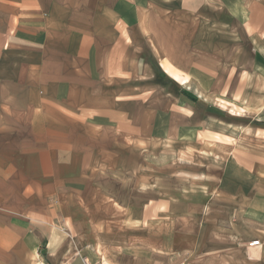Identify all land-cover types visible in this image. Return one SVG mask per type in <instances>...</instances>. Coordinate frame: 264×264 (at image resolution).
<instances>
[{"label": "crops", "instance_id": "crops-1", "mask_svg": "<svg viewBox=\"0 0 264 264\" xmlns=\"http://www.w3.org/2000/svg\"><path fill=\"white\" fill-rule=\"evenodd\" d=\"M66 255L264 264V0H0V264Z\"/></svg>", "mask_w": 264, "mask_h": 264}, {"label": "built area", "instance_id": "built-area-1", "mask_svg": "<svg viewBox=\"0 0 264 264\" xmlns=\"http://www.w3.org/2000/svg\"><path fill=\"white\" fill-rule=\"evenodd\" d=\"M258 243H259L258 240H253V241L249 242V245L250 246L257 245ZM81 262H82V264H108L107 262H105L102 259L92 261V260H89L87 258H82ZM177 264H186V261L183 259L182 261H179Z\"/></svg>", "mask_w": 264, "mask_h": 264}, {"label": "rangeland", "instance_id": "rangeland-1", "mask_svg": "<svg viewBox=\"0 0 264 264\" xmlns=\"http://www.w3.org/2000/svg\"><path fill=\"white\" fill-rule=\"evenodd\" d=\"M221 106V105H220ZM214 113L216 114V115H218V116H221V117H224V113L223 112H221V110H219V109H217L216 108V110L214 111ZM58 241V240H57ZM60 243L62 242L63 243V241H59ZM62 243L60 244V245H58L57 244V246H61L62 245ZM58 247V248H59ZM63 260L60 262V264H68V262H69V260L70 259H72L73 257L72 256H68V255H66V256H64V257H61ZM57 264V263H56ZM74 264H82L80 261H78V262H75Z\"/></svg>", "mask_w": 264, "mask_h": 264}]
</instances>
